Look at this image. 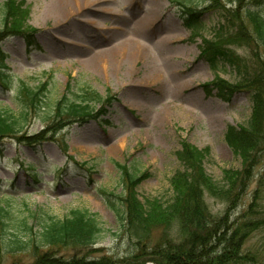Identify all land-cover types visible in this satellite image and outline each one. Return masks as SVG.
I'll list each match as a JSON object with an SVG mask.
<instances>
[{"label":"rangeland","instance_id":"rangeland-1","mask_svg":"<svg viewBox=\"0 0 264 264\" xmlns=\"http://www.w3.org/2000/svg\"><path fill=\"white\" fill-rule=\"evenodd\" d=\"M5 1L0 0V7ZM11 1L28 11L25 25L35 32L30 45L22 36H11L1 43L4 72L32 88L47 84L39 113L29 116L22 135L45 128V115L65 93L90 88L104 97L108 89L115 99L104 107L105 114L83 124L68 125L54 138L33 147L14 139L0 141V204L4 194L10 195V207L15 212L0 230V264H31L34 260L31 247L19 254L6 252L10 232L24 235L19 224L22 219L36 235L40 226L31 223L34 213L63 218L73 209L96 215L102 228L94 245L96 255L119 258L131 253L133 243L107 201L121 207L117 196L125 185L121 184L119 165L137 175L145 173L134 190L142 203L171 196V177L182 167L177 159L182 142L199 152L208 151L204 168L218 185L222 184L224 170L240 168L239 158L225 142V133L228 126L247 124L251 94L237 92L226 101L215 91H207L205 84L215 76L235 82L239 74L224 63L211 67L200 57V50L203 38L213 39L220 27L225 32L222 46L233 49L245 68L251 71L264 66L263 47L241 32L237 35L239 20L245 18L243 10L255 7L253 0H243L240 5L219 0V9H204L209 0H178L202 9L198 33L186 29L181 7L171 0ZM259 1L257 10L264 16V0ZM148 23L151 32L146 33ZM243 28L250 34L247 19ZM145 46L148 53L143 57L138 52L145 51ZM119 52L124 56L117 59L114 54ZM158 74L163 76L161 80L150 84L142 81ZM12 91H0V105L17 113L19 106ZM21 164L27 171V165L34 166L35 180L29 177L30 170H21ZM262 166L264 160L256 166L254 180ZM253 179L232 204L236 210L229 212L230 217L249 207L256 184ZM263 200L258 207H264ZM205 201L213 213H221L226 207L208 196ZM151 227L150 241L141 242L147 249L161 241L159 226ZM262 233L249 237L244 245L247 251L264 252ZM71 252L67 249L58 254Z\"/></svg>","mask_w":264,"mask_h":264},{"label":"trees","instance_id":"trees-1","mask_svg":"<svg viewBox=\"0 0 264 264\" xmlns=\"http://www.w3.org/2000/svg\"><path fill=\"white\" fill-rule=\"evenodd\" d=\"M209 1V6L204 9H219V0ZM242 1L225 0L239 5ZM171 2L181 7L186 29L196 33L200 28L202 9L178 0ZM252 5L255 7H245L243 10L250 34H246L248 32L243 28L246 19L242 16L237 35L239 37L241 32L251 37L264 49V16L257 10L261 1L253 0ZM27 12L22 5L11 0L5 1L0 7V91L13 90V99L19 106L15 113L9 107L0 105V141L14 139L18 144L33 147L54 138L68 125L83 124L90 118L105 114L104 107L111 104L115 97L108 89L104 97L90 88L65 93L55 102L52 111L45 115V128L29 136L22 135L29 116L39 113V104L47 84L32 88L5 73L1 43L11 36H22L28 45L33 43L30 38L35 29L25 25ZM215 35L214 40L203 38L200 57L205 58L211 67L219 62L232 66L239 74V79L229 82L215 76L214 80L205 84L206 90L215 91L217 97L226 101L237 92L251 94L252 108L247 124L228 126L225 133V142L239 158L240 168L224 170L222 184L218 185L204 168L203 159L208 151L199 152L187 142H182L177 151V159L182 167L171 177L172 194L167 200L158 198L156 201L142 203L134 190L146 177L145 173L137 175L131 173L125 165H119L121 184L125 185L123 193L117 196V204H121V207L109 199L107 201L118 215L124 233L133 243L131 253L119 258L106 254L96 255L94 245L98 242L102 228L95 214L81 209H73L63 218H55L47 212L34 213L31 223L40 226L36 235L32 234L33 228L28 221L22 219L19 224L24 235L20 236L14 231L9 233L7 253L19 254L31 247L34 256L31 264H264V252H249L244 246L255 232L263 231L264 235V207H258L264 199V166L256 179H253L256 166L264 160V66L248 70L233 49L222 46L224 30L219 27ZM243 41L248 39L244 38ZM67 87L69 90L70 86ZM26 167L31 172L29 177L35 180L34 166ZM21 170L28 173L22 164ZM252 179L256 184L250 194L249 207L237 217H230L229 212L236 210V207H231L232 204L240 199ZM102 194L114 196L105 192ZM206 196L218 199L226 207L221 213H213L205 201ZM2 197L5 199L0 204V230H4L7 226L4 221L10 220L12 213H15L10 207L12 197L7 194ZM153 224L161 229V241L156 247L147 249L141 242L146 244L150 241ZM138 245L141 246L136 247ZM67 249L72 252L68 255L58 254Z\"/></svg>","mask_w":264,"mask_h":264},{"label":"bare ground","instance_id":"bare-ground-1","mask_svg":"<svg viewBox=\"0 0 264 264\" xmlns=\"http://www.w3.org/2000/svg\"><path fill=\"white\" fill-rule=\"evenodd\" d=\"M82 6H84V5H82ZM145 32L146 33H148V32H151L150 31V24L148 23V24H146V26H145ZM166 39H168V38H166ZM145 49H147V47L145 46L144 47V50ZM140 55H142L143 54V57H144V55H146V53H148V50H145V51H143V52H138ZM138 53H136L135 54V57H137L138 56ZM115 56H117V59H118V57L119 56H124V54L122 53V52H119L118 54H114ZM101 63H103L102 61H101ZM131 74L134 76V71H131ZM161 78H163V76L161 75V74H158V75H153L152 77H148V78H143L142 79V81L144 80V82L146 83V84H150L152 81H157V80H161ZM138 82H140V81H138ZM137 99V98H136ZM137 103H139V107H142L143 106V103H141L140 101L139 102H137Z\"/></svg>","mask_w":264,"mask_h":264}]
</instances>
